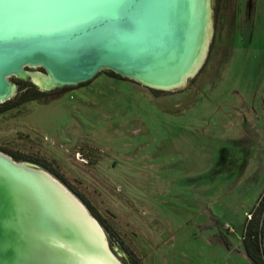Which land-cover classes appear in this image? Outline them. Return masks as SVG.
Masks as SVG:
<instances>
[{
    "label": "rangeland",
    "instance_id": "1",
    "mask_svg": "<svg viewBox=\"0 0 264 264\" xmlns=\"http://www.w3.org/2000/svg\"><path fill=\"white\" fill-rule=\"evenodd\" d=\"M213 9L204 69L183 89L103 70L24 102L36 88L10 79L0 152L69 190L121 264H252L242 233L264 196V0Z\"/></svg>",
    "mask_w": 264,
    "mask_h": 264
},
{
    "label": "water",
    "instance_id": "2",
    "mask_svg": "<svg viewBox=\"0 0 264 264\" xmlns=\"http://www.w3.org/2000/svg\"><path fill=\"white\" fill-rule=\"evenodd\" d=\"M213 6L214 0H0V105L16 96L12 77L52 92L108 70L152 90L183 89L206 62ZM41 78L49 88L35 83ZM47 179L57 180L0 152V264H71L66 246L79 236Z\"/></svg>",
    "mask_w": 264,
    "mask_h": 264
},
{
    "label": "bare ground",
    "instance_id": "3",
    "mask_svg": "<svg viewBox=\"0 0 264 264\" xmlns=\"http://www.w3.org/2000/svg\"><path fill=\"white\" fill-rule=\"evenodd\" d=\"M34 81L42 89L49 88L46 78ZM47 180L57 207L72 223L79 236V239H71L66 246L71 255V264H121L110 251L107 238L98 221L89 215L83 204L61 183L57 180Z\"/></svg>",
    "mask_w": 264,
    "mask_h": 264
},
{
    "label": "trees",
    "instance_id": "4",
    "mask_svg": "<svg viewBox=\"0 0 264 264\" xmlns=\"http://www.w3.org/2000/svg\"><path fill=\"white\" fill-rule=\"evenodd\" d=\"M204 69V67H203ZM116 77H120L117 74L113 73ZM200 74V73H199ZM26 91L29 90L25 88ZM24 94V102L26 101H41V102H50L52 100H55L58 98V92H52L50 94H42L40 92L31 93L32 91H29L26 93V91L21 89ZM2 111H6L13 108L12 100L8 101L4 104L0 105ZM261 205L257 206L256 209L252 210L249 214L250 219L247 221L243 233H242V245L243 250L248 257V259L251 261L252 264H264V248L262 245V239H263V230H264V222L261 218V210L264 207V196H262ZM258 208L260 210H258ZM258 210V211H257Z\"/></svg>",
    "mask_w": 264,
    "mask_h": 264
},
{
    "label": "flooded vegetation",
    "instance_id": "5",
    "mask_svg": "<svg viewBox=\"0 0 264 264\" xmlns=\"http://www.w3.org/2000/svg\"><path fill=\"white\" fill-rule=\"evenodd\" d=\"M27 71H29V72H40V73H44L45 71H44V69L43 68H41V67H28L27 68ZM15 79H17V78H15ZM17 80H19V79H17ZM21 81V80H20ZM22 82H27V81H22ZM31 83V82H30ZM32 84V83H31ZM33 85V84H32ZM34 86V85H33ZM35 87V86H34ZM36 88V87H35ZM36 90H37V92H40V91H38V89L36 88ZM56 91H59V90H56ZM56 91H52V92H56ZM52 92H40V93H42V94H50V93H52Z\"/></svg>",
    "mask_w": 264,
    "mask_h": 264
}]
</instances>
